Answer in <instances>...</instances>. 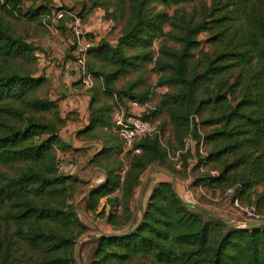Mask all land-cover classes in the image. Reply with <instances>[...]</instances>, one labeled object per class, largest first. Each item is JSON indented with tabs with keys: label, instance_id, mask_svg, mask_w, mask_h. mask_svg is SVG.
<instances>
[{
	"label": "trees",
	"instance_id": "trees-1",
	"mask_svg": "<svg viewBox=\"0 0 264 264\" xmlns=\"http://www.w3.org/2000/svg\"><path fill=\"white\" fill-rule=\"evenodd\" d=\"M100 1L84 2L79 16L85 20V14L101 9L105 20L122 18L124 26L114 43L94 42L89 51L87 72L99 86L87 91L90 121L80 135L103 141V129L111 128L110 101L122 107L126 102L147 105L150 91L140 90L143 78L121 87L118 81L142 75L153 63L158 82L172 90L143 118L167 116L173 143L164 147L158 136L141 140L137 147L142 153L130 160L122 184L117 176L121 162L111 163L107 184L90 193L86 210L105 216L104 210L98 216L96 212L107 198L109 205H121L124 211L121 216L109 212L105 221L124 225L143 172L156 163L165 165L167 152L182 151L190 137L197 153L203 139L206 155L199 166L218 173L201 184L225 191L238 188L239 199L264 216V0H211L209 8L198 0H118L114 11L110 0ZM193 3L200 6L197 15L185 11ZM173 8L172 15L164 11ZM0 9L39 25L50 23L59 10L54 0H0ZM57 28L64 31V22ZM202 33L210 35L212 46L198 58L193 52ZM163 37L167 40L154 56V41ZM39 53L37 44L15 35L0 19V264H76L75 240L84 231L72 204L82 183L63 170L57 154L66 150L60 138L66 118L48 98L47 81L37 76V68L21 70L36 67ZM199 125L208 131L202 135ZM163 128L158 123L161 135ZM121 149L122 144L106 146L104 154ZM191 157L181 154L184 168ZM257 187L261 192L253 191ZM116 191L122 199L111 197ZM202 216L177 199L171 184L160 183L139 228L125 238L96 241L92 264H264V229H229L205 223Z\"/></svg>",
	"mask_w": 264,
	"mask_h": 264
},
{
	"label": "rangeland",
	"instance_id": "rangeland-1",
	"mask_svg": "<svg viewBox=\"0 0 264 264\" xmlns=\"http://www.w3.org/2000/svg\"><path fill=\"white\" fill-rule=\"evenodd\" d=\"M69 1H71V0H69ZM90 1H94V0H73L74 6L72 8H73L74 12L79 13L83 3L85 2L89 5ZM103 1H107V0H101L100 2H103ZM110 1H111L110 11H114L117 8L118 0H110ZM197 2L198 3H205L207 8H209L212 5L211 0H198ZM23 7H24L23 10L26 11L29 7V3L25 4ZM199 7H200L199 4L193 3V4L186 5L184 8H185V11L187 14L194 15V13H195L197 15V14H199ZM161 9L163 10L162 7L157 8V10H161ZM174 9L175 8H173L172 10H170V9L166 10L165 9L164 11L169 13V15H172ZM0 19L11 27V29L13 30L15 35L22 37V38L28 40L29 42L37 44V46H39V49L41 50V53L42 52L44 53L42 42H44L45 40H56L57 37L58 38L60 37V31L61 30H59L57 28L58 33L52 29L50 30L51 21H50V23L42 22V25H39L38 22H36L34 20H28V19H23V18H20V19L14 18V17L10 16L9 14L5 13L1 9H0ZM110 20L113 21V23L115 24V30L117 29L120 31L122 29V27L124 26V20L122 18H118V21H114L113 19H110ZM170 30H171V28L169 26H167L165 28V33H169ZM209 39H210V35L208 33H202L198 36V41L200 42V46H199L198 50H194V52H193L196 57L200 58V55L203 52L208 53L210 51V48L212 45L210 44ZM164 40H167V39L163 37V38H160L159 40L154 41V46H153V55L154 56L157 55L158 48ZM167 45L172 46V47L174 46V44L171 42H168ZM176 47H177V45H176ZM41 53H39V54H41ZM38 68L40 70L41 66L39 65ZM21 70L30 71V72L34 71L35 72L36 67H34L32 65L31 66L25 65V66H21ZM140 77L143 78V81H144V85L140 87V90H146L149 88V91H150L149 102L147 103V105L149 104V108L147 109V111L148 112L149 111H156L160 106L161 96L164 93L171 91L172 89L168 88L165 85H162L158 82L159 75L153 71V63H149L146 65L145 71L142 73V75H140L138 73H133L126 78L120 79L118 81V86L121 87L123 85H126L127 83L132 82V81H134ZM41 94L44 95V92H41ZM109 105L112 106V103L109 102ZM206 116H207V114H203L202 118H204ZM154 120L156 122L160 123L161 126L164 127L163 128L164 133L161 135V140H160L161 145L166 147L169 145V143H171V142L173 143V135L171 132L168 117L165 116L164 114H161V115H158V117H156ZM199 120H200V118L197 117L196 123H198ZM199 130H200V133L202 135L208 131L207 128H204L200 125H199ZM199 143H200L199 151H198L199 154L197 152H195V146L197 147L196 142H194L193 150L191 152H189L192 157L188 159L191 161V165H189L187 163V165H188L187 168L183 167L182 170H180V171L175 168L174 163H173L171 158H172V156L175 155V153L177 151L172 153L171 150H169L167 152L168 155L166 158L167 160L165 162V165L162 166L159 163H156L155 165H157V166L165 169L169 173H171L180 182L189 181L190 183L187 187H189L190 192H192V194H193V200L195 202H197V204L200 207H202V208L210 211L211 213H213L217 216H220V217H222L228 221V220H230V214H231V212L229 211L230 201L227 198H224V200H221L217 203L213 202V199H218V198L221 199L224 196L225 190H223V189L221 190L219 188L210 189V188H206L203 184H201V183H205L203 180L207 176L217 177L218 173L215 171L206 172V168H204L202 165L199 166L200 159L204 158L206 155V153L204 151V146H203V139H201ZM174 145H176V144H174ZM63 170L65 172L70 171L69 165L64 164ZM146 171H147V169L141 175L140 181H142L144 179ZM207 171H209V170H207ZM214 172L217 173V175H213L212 173H214ZM152 176L158 177V182L156 184H155L154 180H152ZM190 177H192V181H190ZM161 178H166V177L160 176V173L157 171H154L151 174V179L148 182V184L144 190V196H143L144 197V206H143L144 210H147V207H148V204L150 201L149 196H150L151 192L154 191L155 188L159 185V181L161 180ZM81 187L82 186H80L79 189L75 192V194L73 196V200H72L73 210L75 212V215L77 216L78 220L80 221L81 225L84 228L83 233L80 236H78L77 239L75 240L74 260H75L76 248H77V245L79 244L81 238H84L85 235H87V234H98V233H100L98 225H101L100 229H103V230H104V226H107L108 229L111 228L112 230H114V229L121 230V231L127 230V226L132 224V223H136L138 218H139V215H140L138 212V209H137V191H138V188H136L135 196L131 197V200L129 202V217H128L127 222L122 226L114 227L105 221V216L107 214H109V212L116 214V216H121L123 214L124 208L121 205H118V206H121V211L119 213H117L114 210L115 207H113L107 203V206L110 207V210L107 214H105V216L96 217L94 214L90 215L88 213V211L85 209L84 205L82 204V201H80V202L78 201L79 196H80ZM254 190H256L257 192H261L262 188L257 187L255 189H253V191ZM120 199H122L121 193H120ZM252 200H254L253 197H252ZM242 203L244 205H250V204H248V201L246 202L245 200H243ZM99 207H101V205ZM99 207H98L97 212H96L97 216L99 213H101L104 210L103 209L99 212L98 211ZM202 218L205 221V223L213 224V223L217 222L212 217L207 216V215L202 216ZM92 222H94L95 224ZM224 227L227 228L226 226H224ZM223 234L224 235L226 234V232L224 230H223ZM95 248H96V245L93 242H89L88 240L82 242L80 244L79 250H78L79 260L83 264H92L94 262V256L93 255H94L95 250H96Z\"/></svg>",
	"mask_w": 264,
	"mask_h": 264
},
{
	"label": "crops",
	"instance_id": "crops-1",
	"mask_svg": "<svg viewBox=\"0 0 264 264\" xmlns=\"http://www.w3.org/2000/svg\"><path fill=\"white\" fill-rule=\"evenodd\" d=\"M54 4L56 7L72 8L74 6L73 0H54ZM84 22L87 32L90 33L89 38L95 43L102 40L109 43L115 42L119 30H115L113 21L104 19V12L101 9L85 14ZM71 42V36L64 26V31H60L59 38L42 42L44 53L37 54L36 68L37 76H42L47 81L48 98L57 102L60 116L66 118V124L60 132V138L66 150L58 151L57 154L63 161V165L67 164L70 167V171L66 173L76 177L82 183L80 193L85 197V204L88 194L107 184L111 163L120 162L118 153L109 157L105 156L106 146L115 147L121 142L113 126L112 114H110L111 128L103 129V141L88 140L80 135L89 126L92 100L90 93L83 90L78 79L77 68L71 62L69 55ZM98 86L99 82L96 81L95 87L98 88ZM114 101L110 103L113 104ZM124 107L128 114L141 115L147 111L149 104L126 102ZM113 136L116 137V141ZM111 197H120V192L116 191ZM100 205L98 211L104 209L107 214L110 210L107 206V198L102 199Z\"/></svg>",
	"mask_w": 264,
	"mask_h": 264
},
{
	"label": "built area",
	"instance_id": "built-area-1",
	"mask_svg": "<svg viewBox=\"0 0 264 264\" xmlns=\"http://www.w3.org/2000/svg\"><path fill=\"white\" fill-rule=\"evenodd\" d=\"M59 10L53 13L52 18H46L51 21L50 30L57 31V26L60 22H64L66 30L71 36V46L69 49V55L71 57L72 64L77 68V75L79 82L84 91H89L95 86L96 79L87 72L86 64L89 58V51L94 47V41L89 38L90 33L85 28V20L79 16L77 12H68L58 7ZM47 23V22H46ZM137 104V103H134ZM112 120L113 126L117 137L119 138L122 149L118 152L117 157L122 166L117 172L120 183L125 180L126 174L129 170L130 160L141 155V149L137 147V144L144 138L158 136L161 140V134L158 131V122L154 119H144L143 115L148 114L147 111L141 115L128 114L125 107L113 102ZM194 148V141L188 137L184 141L182 151H178L172 156V161L177 170H182V162L180 160L181 154L191 152ZM187 163L191 165V161ZM217 175V173H212ZM203 192V191H202ZM204 193V192H203ZM206 196V195H205ZM238 188H232L225 191L224 196L221 199H213V202H219L227 198L230 201V209L237 215L242 216L244 219L253 222L264 221V216L260 213L258 208L254 205H244L238 197ZM114 210L119 213L121 206H117Z\"/></svg>",
	"mask_w": 264,
	"mask_h": 264
},
{
	"label": "water",
	"instance_id": "water-1",
	"mask_svg": "<svg viewBox=\"0 0 264 264\" xmlns=\"http://www.w3.org/2000/svg\"><path fill=\"white\" fill-rule=\"evenodd\" d=\"M154 171L159 172L160 176L166 177V178H161V180L159 179L160 180L159 184L160 183L171 184L177 199L184 206L188 207L190 210H195L197 212H200L203 215L210 216L214 220L223 224L224 226H226L229 229L242 230V231L264 229V221H260V222L248 221V220L244 219L242 216L235 214L230 208H229V211L231 212V214H230V220H228L229 221L228 222L224 218L217 216V215L211 213L210 211L200 207L197 204V202H195L193 200V194H192V192H190L189 187H187L190 183L189 181L180 182L178 179H176V177H174L171 173H169L165 169H163L157 165H151L147 168L144 179L142 181H140L139 185L136 187V188H138V191H137V209H138V212L140 214L137 222L128 225L127 230H122V231L116 230V229L112 230L111 228L108 229L107 226H104V230H103V229H100L101 225H98L100 233L85 235V237L81 238L79 244L77 245L76 252H75L76 264H83L79 260V252H78L79 246L82 242L88 240L89 242L95 243L96 241H99V240L125 238V237L133 234L139 228V226L141 225V223L143 221L144 214L146 212V210L143 209V206H144V197H143L144 196V190H145L148 182L151 179V174ZM152 180H154V182L156 184L158 182V177L152 176ZM190 181H192V177H190ZM136 188L134 190L133 196H135ZM152 193H153V191L151 192V194L149 196L150 198L152 196ZM80 196H81V193H80ZM80 196H79L78 201L79 202L82 201V204L84 205V207L86 209V200H85V204H84L85 197L84 196L80 197ZM88 196H89V194H88ZM92 223H94V222H92Z\"/></svg>",
	"mask_w": 264,
	"mask_h": 264
}]
</instances>
